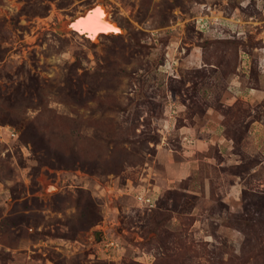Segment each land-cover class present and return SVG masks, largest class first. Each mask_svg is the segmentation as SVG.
I'll return each instance as SVG.
<instances>
[{
    "label": "rangeland",
    "instance_id": "1",
    "mask_svg": "<svg viewBox=\"0 0 264 264\" xmlns=\"http://www.w3.org/2000/svg\"><path fill=\"white\" fill-rule=\"evenodd\" d=\"M0 264H264V0H0Z\"/></svg>",
    "mask_w": 264,
    "mask_h": 264
},
{
    "label": "water",
    "instance_id": "2",
    "mask_svg": "<svg viewBox=\"0 0 264 264\" xmlns=\"http://www.w3.org/2000/svg\"><path fill=\"white\" fill-rule=\"evenodd\" d=\"M102 7H104V5L100 2L90 5L72 19L66 21L64 23V29L83 35L89 40H91L96 29H101L100 32H98V36L119 33H116L115 26L119 28L120 26L116 21L109 18L107 10L106 12L103 11Z\"/></svg>",
    "mask_w": 264,
    "mask_h": 264
},
{
    "label": "bare ground",
    "instance_id": "3",
    "mask_svg": "<svg viewBox=\"0 0 264 264\" xmlns=\"http://www.w3.org/2000/svg\"><path fill=\"white\" fill-rule=\"evenodd\" d=\"M102 8H104V7H102ZM105 9V8H104ZM103 9V11H105L106 12V10H104ZM104 14V13H103ZM105 15V14H104ZM116 27V33L120 30V28L119 27H117V26H115ZM100 30L101 29H96L95 31H94V34L92 35V37L91 38H95L97 35H98V32H100ZM120 32V31H119Z\"/></svg>",
    "mask_w": 264,
    "mask_h": 264
},
{
    "label": "built area",
    "instance_id": "4",
    "mask_svg": "<svg viewBox=\"0 0 264 264\" xmlns=\"http://www.w3.org/2000/svg\"><path fill=\"white\" fill-rule=\"evenodd\" d=\"M144 195L140 194L138 197L141 199L144 203L149 202L150 198L149 197H143Z\"/></svg>",
    "mask_w": 264,
    "mask_h": 264
}]
</instances>
